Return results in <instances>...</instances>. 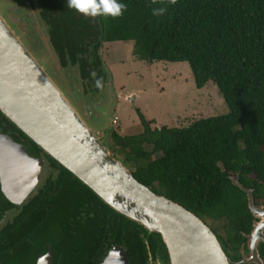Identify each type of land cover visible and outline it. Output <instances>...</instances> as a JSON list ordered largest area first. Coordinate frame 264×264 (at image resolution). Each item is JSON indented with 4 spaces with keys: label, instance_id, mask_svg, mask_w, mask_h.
<instances>
[{
    "label": "trees",
    "instance_id": "trees-1",
    "mask_svg": "<svg viewBox=\"0 0 264 264\" xmlns=\"http://www.w3.org/2000/svg\"><path fill=\"white\" fill-rule=\"evenodd\" d=\"M32 1L59 67L75 68L85 97L99 95L109 83L100 47L114 42H131L139 61L187 63L196 89L207 82L216 86L227 114L185 128L150 129L137 112L141 133H112L107 148L113 157L116 152L123 156L120 162L138 183L208 225L230 264H239V251L256 220L249 206L264 208V0H177L162 17L152 15L158 5L151 0H118L127 10L116 20L85 19L66 0ZM47 160L56 173L38 188L27 218L42 232L38 245L51 239L44 234L51 228L57 252L64 256L59 264H98L113 244L123 247L129 264H147L146 246L152 253L154 240L163 245L159 236L109 209ZM18 236L9 238L16 243ZM20 238L35 242L26 233ZM256 253L264 264V240ZM18 259L0 257V264H18Z\"/></svg>",
    "mask_w": 264,
    "mask_h": 264
},
{
    "label": "water",
    "instance_id": "water-1",
    "mask_svg": "<svg viewBox=\"0 0 264 264\" xmlns=\"http://www.w3.org/2000/svg\"><path fill=\"white\" fill-rule=\"evenodd\" d=\"M0 113L109 209L157 234L170 264H230L208 225L138 183L110 154L101 136L84 123L1 17ZM42 163L9 136L0 135L1 193L10 200L26 198L37 183ZM249 210L258 218L250 233L249 248L254 250L262 237L264 210L252 205ZM37 264H51L49 250L38 257ZM99 264H127V257L121 247L113 246Z\"/></svg>",
    "mask_w": 264,
    "mask_h": 264
},
{
    "label": "rangeland",
    "instance_id": "rangeland-1",
    "mask_svg": "<svg viewBox=\"0 0 264 264\" xmlns=\"http://www.w3.org/2000/svg\"><path fill=\"white\" fill-rule=\"evenodd\" d=\"M33 3L32 0H0V17L84 123L97 136H100L99 129L108 126L104 138L106 145L111 146L112 133L118 137L141 133L137 112L149 122L150 129L185 128L194 121L228 113L212 82L201 89L195 88L187 63L139 61L132 55L131 42L101 45L100 57L110 81L98 96L85 97L75 68L63 70L59 67ZM144 149L150 147L144 146ZM114 157L123 158L117 152ZM255 208L264 210L262 206ZM251 263L261 264L255 256L242 264Z\"/></svg>",
    "mask_w": 264,
    "mask_h": 264
},
{
    "label": "flooded vegetation",
    "instance_id": "flooded-vegetation-1",
    "mask_svg": "<svg viewBox=\"0 0 264 264\" xmlns=\"http://www.w3.org/2000/svg\"><path fill=\"white\" fill-rule=\"evenodd\" d=\"M98 96V95H97ZM89 114L87 113V118H89ZM8 124H11L14 128L12 129L11 126ZM108 129L107 127H104L103 129H99V134L101 136V141L104 145V138L107 136V132L105 130ZM0 135H7L9 136L14 142L17 144H20L21 146L25 147V150L31 158H34L35 160L38 158L42 159V165L40 168V172L38 175V180L34 188L28 193L26 198L23 200H19L18 197H13L12 200L5 197L1 191H0V233L2 234L3 238V254L0 255V257H20L18 259V264H37L38 257H41V254L46 252V250L50 251V257H51V264H59L60 257H64L61 253L57 252V246L55 242H58L55 233H52L50 231L51 228L48 229L49 233H44L47 238L51 237V239H47L43 241L42 244L38 245L39 240L43 238L41 230L33 225L30 221L27 220V218L30 216V203L31 201L37 196V190L40 188L43 181H45L48 176L51 177L56 173L57 168L54 166H51V163L47 160V155L43 154L41 150H39L36 146H33L29 144V142L23 138V136L20 134V131H18L15 126L7 120V118L4 117L0 113ZM107 147V145H106ZM30 182H25L22 184V187L29 184ZM20 191L19 193H21ZM19 195V194H18ZM29 209V210H28ZM256 220L254 221L253 226L255 225ZM26 233L27 235H30V237H34L35 242L31 244V242L27 243L26 238L21 239L20 236ZM52 234V235H50ZM10 235H19L17 238V242L15 243L12 238L10 240ZM16 238V237H15ZM247 241L244 244V246L239 251V264L244 263L246 260H248L250 257H257L258 255L256 253V246L259 242L264 240V236L262 233V237L257 241L254 250H250L249 244H250V235L246 237ZM38 240V241H37ZM154 244L153 252H150V249L148 246H146V253H147V264H170L168 254L166 251V248L164 245H161L159 242H156ZM113 246H119L118 244H113L110 246L108 250L103 255V258L106 256L107 252L113 247ZM123 249V247H121ZM55 249V252H54ZM104 249V245L102 250ZM125 252V250L123 249ZM125 255L127 257V264H129L128 255L125 252ZM27 257H34L33 261H29L26 259ZM101 259V261L103 260ZM259 260V258H258ZM15 261V260H14ZM13 261V262H14ZM100 261V262H101ZM99 262V263H100ZM98 263V264H99ZM252 264V263H251Z\"/></svg>",
    "mask_w": 264,
    "mask_h": 264
},
{
    "label": "clouds",
    "instance_id": "clouds-1",
    "mask_svg": "<svg viewBox=\"0 0 264 264\" xmlns=\"http://www.w3.org/2000/svg\"><path fill=\"white\" fill-rule=\"evenodd\" d=\"M67 7L75 11L85 19L95 20L97 18L113 20L119 19L127 10V5L118 2V0H66ZM153 5H158L152 9V15L162 17L167 13L171 6L177 4V0H151ZM95 77L96 74L92 73ZM96 87L101 88L102 79L97 78Z\"/></svg>",
    "mask_w": 264,
    "mask_h": 264
}]
</instances>
